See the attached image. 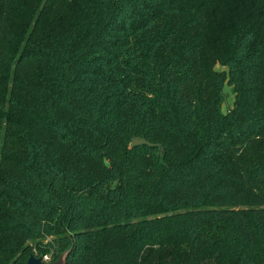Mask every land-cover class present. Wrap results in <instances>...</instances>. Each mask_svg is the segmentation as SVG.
Masks as SVG:
<instances>
[{
  "label": "trees",
  "instance_id": "1",
  "mask_svg": "<svg viewBox=\"0 0 264 264\" xmlns=\"http://www.w3.org/2000/svg\"><path fill=\"white\" fill-rule=\"evenodd\" d=\"M68 250L264 264V0H0V264Z\"/></svg>",
  "mask_w": 264,
  "mask_h": 264
},
{
  "label": "water",
  "instance_id": "2",
  "mask_svg": "<svg viewBox=\"0 0 264 264\" xmlns=\"http://www.w3.org/2000/svg\"><path fill=\"white\" fill-rule=\"evenodd\" d=\"M130 145L134 147L138 145H152V144L142 137L134 136L132 138ZM68 255H69V250L67 252L60 254V256L50 264H67ZM26 264H45V262L43 261L42 256L30 255L26 261Z\"/></svg>",
  "mask_w": 264,
  "mask_h": 264
},
{
  "label": "rangeland",
  "instance_id": "3",
  "mask_svg": "<svg viewBox=\"0 0 264 264\" xmlns=\"http://www.w3.org/2000/svg\"><path fill=\"white\" fill-rule=\"evenodd\" d=\"M215 69L216 70H224L226 68H224L220 65H216ZM223 94H224V99H223V102L221 104V110H222V112H226L233 107V102H234V93L232 91V87L229 86L227 83L224 84ZM48 255L50 256V254H48ZM50 257L52 258V256H50Z\"/></svg>",
  "mask_w": 264,
  "mask_h": 264
},
{
  "label": "built area",
  "instance_id": "4",
  "mask_svg": "<svg viewBox=\"0 0 264 264\" xmlns=\"http://www.w3.org/2000/svg\"><path fill=\"white\" fill-rule=\"evenodd\" d=\"M50 256L49 255L42 256L43 257V261L45 262V264H50L51 263V257Z\"/></svg>",
  "mask_w": 264,
  "mask_h": 264
}]
</instances>
